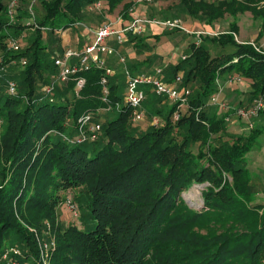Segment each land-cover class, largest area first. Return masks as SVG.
Segmentation results:
<instances>
[{
    "label": "trees",
    "instance_id": "obj_1",
    "mask_svg": "<svg viewBox=\"0 0 264 264\" xmlns=\"http://www.w3.org/2000/svg\"><path fill=\"white\" fill-rule=\"evenodd\" d=\"M10 1L0 0V264L12 258L42 264L39 242L51 241L49 264H264V203L246 163L264 125L231 134L226 118H240L211 103L217 80L223 85L233 76L249 83L248 102L264 100V49L256 45L264 36V0H171L173 13L158 11L165 20L181 13L201 28L225 17L232 22L215 36L201 35L198 45L192 41L162 67V82L181 77L177 87L186 102L179 108L145 91L141 126L124 103L126 77L117 68L107 77L106 102L104 71L95 66L44 90L57 73L54 57L63 53L54 33L86 23L88 10L101 7L106 14L99 10L93 28L118 7L124 27L137 10L134 0H40L39 15L20 0L14 16ZM247 13L260 22L252 44L235 38L236 19ZM19 38L18 50L9 47ZM148 38L128 34L122 45L137 52L149 48ZM125 65L135 73L151 64ZM78 77L85 84L77 96ZM106 105L111 110L98 112ZM89 112L100 124L97 138L71 142L78 119ZM195 185L203 187L199 208L183 196ZM68 203L75 223L60 219V206Z\"/></svg>",
    "mask_w": 264,
    "mask_h": 264
},
{
    "label": "built area",
    "instance_id": "obj_2",
    "mask_svg": "<svg viewBox=\"0 0 264 264\" xmlns=\"http://www.w3.org/2000/svg\"><path fill=\"white\" fill-rule=\"evenodd\" d=\"M135 10L132 19L124 26V28H117L113 23H103L99 25L93 31V38L88 45H86L82 50L76 48H65L61 55L54 57V65L57 68V73L52 77L50 85L45 87V92L49 93L56 84H66L70 78L78 74L80 71H86L90 67L95 66L97 68L103 69L104 76L101 79V83L104 87V97L102 100L106 102V83L107 77L113 75V70L106 65L105 60L101 55L111 56L116 55L117 52L113 46L109 45V42L114 41L117 45H122L127 40V34L140 35L144 32V28L147 26H158L161 28H166L168 30H180L185 31L183 24L177 20H155L146 18L144 15H141L138 11L141 12L139 8L140 5H151L158 3L161 0H134ZM18 5V0H11L9 5V15L14 16L15 8ZM99 6V4H97ZM31 10V9H30ZM133 9H131L132 11ZM217 35L218 33H209L205 31L201 32H191L189 35L197 37L195 39V44H199L201 35ZM21 38L11 39L9 41V47L14 50H18L21 46ZM252 44V43H251ZM125 58L123 56L119 57V62L124 63ZM22 64H25L24 59L21 60ZM125 64V63H124ZM124 74L126 77V89L124 94V103L130 108L132 120L136 123L143 122L145 119L144 110L142 109V103L146 99V92L141 88V86L151 87L153 91L158 96H165L171 103H179V108L183 107L186 98L184 97V92L179 91L177 85L181 82V77L178 76L174 80L173 85H168L161 80L162 68H155L152 72H140L132 73L126 67L124 68ZM76 85V94L78 96L79 91L83 88L85 84V79L78 77ZM244 80L239 76H233L227 79V83H241ZM219 86V93L211 99L212 104H217L220 107V110L223 112H228L229 110H234L235 116L243 119L250 124L251 120L254 117L263 111L264 109V100L260 98H255L247 107H230L228 103L223 101H218L217 97L221 93V85L219 80H217ZM8 91L10 94H15L16 85L14 82H10L8 85ZM111 110L110 105H106L102 109H99L98 112H106ZM94 112L84 113L77 122V136L70 139L74 143H82L88 139L94 140L97 138L98 133L100 132V124L94 121L95 118ZM174 121H177L179 114L176 111L173 114ZM227 121H230V117L226 118ZM153 124L158 125L160 121L155 118L153 119ZM246 123V122H245ZM252 127V126H251ZM71 212H74V207L69 203ZM54 249V241L40 243L39 242V251H40V261L42 264H49L51 250ZM8 252H12L15 255H20V251L16 248H11ZM8 253L3 254V258L7 259ZM8 264H21L15 259H9Z\"/></svg>",
    "mask_w": 264,
    "mask_h": 264
},
{
    "label": "rangeland",
    "instance_id": "obj_3",
    "mask_svg": "<svg viewBox=\"0 0 264 264\" xmlns=\"http://www.w3.org/2000/svg\"><path fill=\"white\" fill-rule=\"evenodd\" d=\"M26 4H28L30 6V4H32V6L34 7V9L36 10V14H40L42 13L41 11V6H40V0H25ZM20 0H18V4H19ZM172 3H174L171 0H161L158 3L155 4H151V5H143L145 8L144 11L146 12H142L143 15H145L146 18L149 19H155L158 21L161 20H165L162 15H160V11L162 9V13H167V14H171L174 11H168V7L169 6H173ZM150 6L154 7V9L150 8ZM103 7L99 8V9H95V8H90L88 10L89 15L87 16V20L86 23H80L78 26H76L75 31H76V35H78V41L82 42L83 40L81 39L85 34L86 37V41L90 42L91 39L93 38V31L97 28H93L92 26L96 25L95 23L99 20L97 14H99V10L101 12V9ZM120 10L121 8L118 7L112 14L109 15V20L107 21V23H113L116 25L117 28H124L121 26V14H120ZM157 13L155 16H149V13ZM34 13V11H33ZM101 13H105L104 11H102ZM137 14V13H134ZM240 18L242 19V16H240ZM168 19H177L179 20L183 26L185 31H180V30H168V29H164L161 27H158L159 29H161L162 33L160 34L159 38L157 39V41L153 40V41H149L148 47L149 48H143L137 52H135V58L133 56L128 57L126 50L124 49L122 52V55H124L125 57V61L124 63L127 64V66L129 67V63H133L138 59H148L150 64L148 67H144L142 65H138V68L142 69H147L150 70V68L152 69V67L155 68H162L165 65L163 64H167V63H175L178 58H181V51L183 49H186L188 46V44L191 41L195 42V39L197 37L193 36V35H189V33L191 32H201V31H205V32H209V33H214L213 30H215L214 26H204L203 28L200 27V23L198 21L195 20H191V19H185L181 13L177 16H171ZM34 19H30L28 21V23L31 25L33 24ZM232 22V18H227L225 17L224 19L220 20V28L217 29V31L221 32L223 30H227L228 29V23ZM88 24V25H87ZM94 24V25H91ZM241 28L243 30V33H251L253 31L256 30L257 28V23L251 21L250 19H245L244 22H242L241 24ZM34 29V27H33ZM32 28L29 29L28 31H26V36H30L31 33L33 32ZM71 29V28H70ZM150 28L149 27H145L144 28V32L142 34H140V36H149L151 32H149ZM68 31V32H67ZM62 31H57L54 33L53 35V39L58 41V35L60 34ZM67 36H70L71 38H73V40H75V38L77 37L75 34H71L69 32V29L64 31ZM71 34V35H70ZM128 35V34H127ZM75 36V37H72ZM137 36V35H134ZM43 42H46L49 40V37L46 36L45 34H43ZM185 37V38H184ZM64 39H66V37L64 36ZM62 43H65V40H62ZM115 42L111 41L109 42V45H113ZM66 45V44H64ZM166 46V48H165ZM169 49H171V51H169ZM126 53V54H125ZM175 53V59H172L174 56H172ZM149 54V55H148ZM181 55V56H180ZM115 57V56H114ZM166 61H162V59H165ZM117 60V59H116ZM116 66H118L117 70L119 72H123L124 70V63H119V60H117L116 62ZM123 68V69H122ZM153 69V70H154ZM224 85V84H223ZM221 85V87L223 86ZM229 90L227 95L228 96V103L229 105H231L229 102L232 101V104H237V100L233 98V93L230 94V92L236 88L239 89L241 91L249 90V84L247 81H243L241 83H230L229 84ZM141 88L143 90L150 91L151 87H146V86H141ZM223 88V87H222ZM227 90L224 88V92L225 93ZM230 91V92H229ZM220 95V94H219ZM224 102V101H223ZM250 104V103H249ZM248 104V105H249ZM233 107V106H230ZM264 110V109H263ZM116 115V113H113L112 116ZM111 116V117H112ZM259 117V116H258ZM258 117H254L250 124H248L247 121L243 120V119H233L230 117V122H229V128H228V132L231 134H240L242 132H248L251 131L252 127L257 126V124L255 123V121L258 120ZM103 119H105L104 117L99 118V121H102ZM233 119V120H232ZM260 124H258L259 126H262V124L264 123V115L260 116ZM246 122V123H245ZM141 123H138V126H141ZM240 125H239V124ZM252 126V127H251ZM257 126V127H259ZM246 163H247V168L249 169L250 173H251V177L253 179V181L256 183V187L258 189V200L264 203V133L258 138L257 142L255 143L254 147L247 153L246 155ZM203 187L201 186H193L188 192L184 193L183 196L184 198H186L193 206V208H199L200 205H202V199H201V195L199 194V192H201ZM59 216L60 219L66 223H75V219L72 217V212L70 209L69 205L63 204L60 206L59 209ZM54 247H55V243H54Z\"/></svg>",
    "mask_w": 264,
    "mask_h": 264
},
{
    "label": "crops",
    "instance_id": "obj_4",
    "mask_svg": "<svg viewBox=\"0 0 264 264\" xmlns=\"http://www.w3.org/2000/svg\"><path fill=\"white\" fill-rule=\"evenodd\" d=\"M139 8L141 9V11L142 12H144V10H145V8L146 7H144L143 5H140L139 6ZM143 15V14H142ZM242 16V19L240 18V16H238L237 17V19H236V21H237V25H238V31H237V33H236V35H235V38H236V40H237V42L238 43H251V42H253L254 43V41L257 39V36H258V32H259V29H260V22L258 21V20H254L253 18H252V16L250 15V14H243V15H241ZM227 18H230V17H227ZM245 19H250L251 21H253V22H256L257 23V28H256V30L255 31H253V32H251V33H243V30H242V28H241V24H242V22H244V20ZM231 23V22H230ZM230 23H228L227 25H228V28H229V24ZM78 26V25H77ZM214 27H215V30H213V32L214 33H219V31H217V29H219L220 28V23L219 22H216L214 25H213ZM147 27H149L150 28V30H149V32H151L150 33V35L149 36H147V35H145V36H147V37H149L148 39H147V43L149 42V41H155V39L153 38L154 36H156V35H159L160 36V34L162 33V31H161V29H159L157 26H147ZM174 31V30H173ZM223 31H225V30H223ZM68 32V31H67ZM66 32V33H67ZM69 32L71 33V34H77L76 33V31H75V29L74 28H72V29H69ZM222 32V31H221ZM64 31H62L60 34H62V36L61 35H58L59 37H58V39H59V41H58V43H56V46H60V49L62 50V52L64 51V49L65 48H76V49H78V50H82L86 45H88L90 42L88 41H86V38H84V37H86L85 35L81 38L83 41L82 42H80V41H78V35H76L77 37L75 38V40H73V38H71L70 36H67V34H66ZM70 34V35H71ZM64 36L66 37V39H64ZM127 36V35H126ZM72 37H75V36H72ZM185 38V37H184ZM62 40H65V43H62ZM92 40V39H91ZM192 42V41H191ZM190 42V43H191ZM189 43V44H190ZM64 44H66V45H64ZM189 44L187 45V46H189ZM257 47L258 48H261V49H264V36H263V38L261 39V40H259L258 42H257ZM113 46V48L116 50V52H117V54L115 55H111V56H106V55H101V57L105 60V62H106V65L109 67V68H111L112 70H113V72H115V70H116V68H118V66H116V61L117 60H119V57L120 56H123L124 57V55H122V52H123V50L124 49H127L126 50V52H127V55H128V57H131V56H133L134 58H135V51L131 48V47H126V46H123V45H117V44H113L112 45ZM165 48H166V46H165ZM188 48V47H187ZM186 48V49H187ZM186 49H183L181 52V55H183L184 54V52L186 51ZM169 51H171V49H169ZM126 54V53H125ZM149 55V54H148ZM180 55V56H181ZM115 56V57H114ZM172 56H174L172 59H175V53L172 55ZM125 58V57H124ZM117 59V60H116ZM176 59H179L178 57L176 58ZM144 60V59H143ZM109 61V63H110V65L107 63ZM135 61H142V59H138V60H136L135 59ZM162 61H163V63H164V61H166V58L165 59H162ZM168 64V63H167ZM167 64H163V65H167ZM125 64L123 65V67L125 68ZM123 69V68H122ZM153 69H154V67H152V69L150 68V70H147V69H142V70H139L138 72L137 71H135V73H140V72H152L153 71ZM124 71V70H123ZM249 84V83H248ZM223 88L221 89V93H220V95H218V97H217V100L220 102V101H224V102H228V96L229 95H227V93H228V90H229V87H230V85L227 83V80L225 81V84L222 86ZM224 88L227 90L225 93H223L224 92ZM230 92V91H229ZM248 91H246V90H243V91H241V90H239V89H236V88H234L231 92H230V94L231 93H233V98L234 99H236L237 100V104L235 103V104H232V101H230L229 103L233 106V107H237V105L238 104H243V105H245V104H249V103H251V102H248L247 100H248V93H247ZM233 119H236V118H234V117H232ZM232 119V120H233ZM260 116L258 117V120L257 121H255V123L257 124V126H259L258 124H260ZM153 123V122H152ZM239 124V123H238ZM240 125V124H239ZM264 125V123L262 124V126ZM260 127V126H259Z\"/></svg>",
    "mask_w": 264,
    "mask_h": 264
},
{
    "label": "water",
    "instance_id": "obj_5",
    "mask_svg": "<svg viewBox=\"0 0 264 264\" xmlns=\"http://www.w3.org/2000/svg\"><path fill=\"white\" fill-rule=\"evenodd\" d=\"M204 186V185H203ZM199 194H201L200 192H199ZM185 200H186V202L188 203V205L190 206V207H193L192 206V204L185 198Z\"/></svg>",
    "mask_w": 264,
    "mask_h": 264
}]
</instances>
